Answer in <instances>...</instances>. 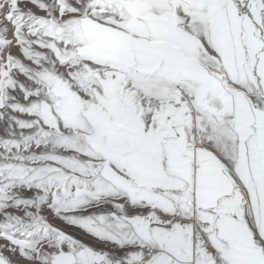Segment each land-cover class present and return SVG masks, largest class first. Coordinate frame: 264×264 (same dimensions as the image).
<instances>
[{"label":"snow or ice","instance_id":"6c2138e0","mask_svg":"<svg viewBox=\"0 0 264 264\" xmlns=\"http://www.w3.org/2000/svg\"><path fill=\"white\" fill-rule=\"evenodd\" d=\"M0 264H264V0H0Z\"/></svg>","mask_w":264,"mask_h":264}]
</instances>
